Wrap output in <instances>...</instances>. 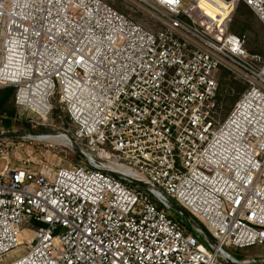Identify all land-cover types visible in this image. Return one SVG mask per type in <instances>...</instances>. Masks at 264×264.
<instances>
[{
    "label": "built area",
    "instance_id": "obj_1",
    "mask_svg": "<svg viewBox=\"0 0 264 264\" xmlns=\"http://www.w3.org/2000/svg\"><path fill=\"white\" fill-rule=\"evenodd\" d=\"M134 1L155 27L104 0H0V91L43 116L57 96L81 154L51 177L0 140L4 264H264L229 251L264 246V55L203 0ZM237 1L264 25V0ZM222 70L246 89L218 121Z\"/></svg>",
    "mask_w": 264,
    "mask_h": 264
},
{
    "label": "rangeland",
    "instance_id": "obj_2",
    "mask_svg": "<svg viewBox=\"0 0 264 264\" xmlns=\"http://www.w3.org/2000/svg\"><path fill=\"white\" fill-rule=\"evenodd\" d=\"M104 1L145 27H155L147 10L140 7L136 1ZM202 5L204 9L215 16L217 21L220 20L221 25L227 24L229 31L232 30L235 34H243L246 47L251 54L263 53L264 25L250 8L244 7L242 2L237 0L229 5L224 1L203 0ZM200 12L205 11L201 9ZM219 15L221 16L219 17ZM198 19L202 20L201 18ZM217 79L215 118L218 121H223L233 109L240 93L245 89V85L242 83L243 86L240 80L223 70L218 72ZM52 104L53 109L47 116L16 105L15 96L3 107L0 106V134L19 131L38 132L34 135L25 134L21 137L7 139L6 143L10 147L8 158L13 168L28 167L52 177L60 168L80 164L81 158L75 150L74 142L61 143L59 142L61 139L51 142L50 139L38 138L45 135L65 134L64 131L72 134L75 129V126L68 121L66 111L61 107L57 96L52 100ZM5 163L6 161H1V165ZM173 214L175 218H179L177 212L174 211ZM229 251L239 259L246 256L264 257V246L245 250L230 249ZM20 255L21 251L10 253L0 261V264L11 262Z\"/></svg>",
    "mask_w": 264,
    "mask_h": 264
},
{
    "label": "trees",
    "instance_id": "obj_3",
    "mask_svg": "<svg viewBox=\"0 0 264 264\" xmlns=\"http://www.w3.org/2000/svg\"><path fill=\"white\" fill-rule=\"evenodd\" d=\"M216 1H222V0H216ZM209 2V1H208ZM242 5L244 6V7H246V8H249V7H247L245 4H243L242 3ZM208 14H209V17L210 18H213V17H215L214 15H212V13L211 12H209L208 11ZM221 15H219V17H220ZM215 19V22L217 23V24H221L220 23V20L219 21H217L216 20V18H214ZM223 27L225 28V27H227L228 28V26H227V24L226 25H223ZM229 30V29H228ZM231 31V33H233V34H235L234 33V31H232V30H230ZM236 35H238V36H240V37H242V38H244L243 37V34H236ZM246 46H247V44H246ZM249 51V50H248ZM258 54V53H257ZM260 54V53H259ZM262 55H264V44H263V53H261ZM224 72H227V73H230V72H228V71H226V70H223ZM231 74V73H230ZM239 82V81H238ZM240 83L242 84L243 82H241L240 81ZM244 84V83H243ZM242 84V85H243ZM245 85V84H244ZM243 85V86H244ZM245 87V89H246V86H244ZM245 89L240 93V95H239V97H238V99H237V102H238V100L240 99V97H241V95L244 93V91H245ZM15 88H5V89H3V90H1L0 91V106L1 107H3L7 102H9V100L13 97L14 98V96H15ZM236 102V103H237ZM235 106V105H234ZM198 222V221H197ZM198 224H199V226L202 228V229H205L204 228V226L200 223V222H198Z\"/></svg>",
    "mask_w": 264,
    "mask_h": 264
},
{
    "label": "water",
    "instance_id": "obj_4",
    "mask_svg": "<svg viewBox=\"0 0 264 264\" xmlns=\"http://www.w3.org/2000/svg\"><path fill=\"white\" fill-rule=\"evenodd\" d=\"M37 133L38 132H36V131H19V132L1 133L0 134V140H7V139H10V138H14V137H21V136H23L25 134L34 135V134H37ZM79 156L81 157V154H79ZM172 204H173L175 210L184 218V220H186V221L192 223L194 226L202 229L199 226V224L196 221H194L187 212H185L181 207L177 206L175 203H172ZM207 236H208V234H207ZM208 239L212 242L210 236H208Z\"/></svg>",
    "mask_w": 264,
    "mask_h": 264
},
{
    "label": "bare ground",
    "instance_id": "obj_5",
    "mask_svg": "<svg viewBox=\"0 0 264 264\" xmlns=\"http://www.w3.org/2000/svg\"><path fill=\"white\" fill-rule=\"evenodd\" d=\"M38 138H46V139H50V141H58L57 139H61L59 140V142H63V143H71V137L68 136L67 134H56V135H45V136H41V137H38ZM72 146V145H71ZM19 250H16L12 253H15V252H18Z\"/></svg>",
    "mask_w": 264,
    "mask_h": 264
}]
</instances>
